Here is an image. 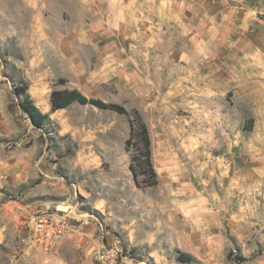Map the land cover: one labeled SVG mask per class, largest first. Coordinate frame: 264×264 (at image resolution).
Masks as SVG:
<instances>
[{
    "label": "rangeland",
    "instance_id": "374dc122",
    "mask_svg": "<svg viewBox=\"0 0 264 264\" xmlns=\"http://www.w3.org/2000/svg\"><path fill=\"white\" fill-rule=\"evenodd\" d=\"M218 1L223 36L214 15L196 31L205 38L180 33L146 48L77 32L61 0H0V113L10 129L0 144L35 160L32 188L51 204L22 214L20 241L45 253L62 244V264H264V0ZM55 90L129 114L79 103L53 112ZM27 95L49 115L40 128L20 107ZM133 111L149 129L153 186L136 125L126 148ZM44 215L70 224L49 250L31 241Z\"/></svg>",
    "mask_w": 264,
    "mask_h": 264
},
{
    "label": "crops",
    "instance_id": "0c3cea01",
    "mask_svg": "<svg viewBox=\"0 0 264 264\" xmlns=\"http://www.w3.org/2000/svg\"><path fill=\"white\" fill-rule=\"evenodd\" d=\"M75 4L61 0L67 13L73 15L77 32L93 31L97 38H118L136 40L132 45L145 44L146 48L159 45L158 38L172 40L181 38L189 42L192 38H205L197 34L207 17L215 15L216 22H222L218 0H73ZM216 3V7L211 3ZM69 4V5H68ZM219 4V5H218ZM63 13V12H61ZM62 18V19H61ZM60 23L67 20L58 17ZM70 23V20H69ZM216 23L215 37L223 36L225 30ZM71 24V23H70ZM166 32L169 33L165 34ZM181 33V34H180ZM180 34V35H179ZM134 43V44H133ZM180 46V45H178ZM188 43H186V47ZM173 55L183 52L172 51ZM10 133L8 116L0 113V135ZM35 160L20 153L17 148L7 149L0 144V264H62L65 257L60 250L49 253L36 251L29 242L18 239L22 214L41 209L46 212L50 199L46 189L32 188L36 174L31 169ZM27 186L23 191L21 187ZM24 201V202H23ZM58 250V249H57Z\"/></svg>",
    "mask_w": 264,
    "mask_h": 264
},
{
    "label": "trees",
    "instance_id": "16d2710c",
    "mask_svg": "<svg viewBox=\"0 0 264 264\" xmlns=\"http://www.w3.org/2000/svg\"><path fill=\"white\" fill-rule=\"evenodd\" d=\"M27 89L25 87H17L15 89V93L18 96H22L26 93ZM51 103H52V111L55 112L57 110L65 109L69 107L70 105L74 103L79 104H90L93 105L99 109H106V110H113L120 114H126L128 115V111L118 105L106 103L103 100L100 99H94V98H88L85 96L82 92L79 90H65V91H58L55 90L51 94ZM21 109L29 116L32 123L40 128L49 119L48 114H44L31 100L30 96H25L24 100L20 103ZM132 121L131 123V138L127 142L126 148L129 149V146L132 145L133 137L135 136V125L139 127V133L137 134L138 137H140V140L142 142L143 150H142V156H143V164L146 168L147 173L151 176V180L146 182L147 186H153L158 183V175L155 170V167L153 165L152 161V142L150 138V133L147 124L143 120L142 116L138 111L132 112ZM136 157H132V162L130 164V170L137 181L139 173L136 168Z\"/></svg>",
    "mask_w": 264,
    "mask_h": 264
},
{
    "label": "built area",
    "instance_id": "2783aa9c",
    "mask_svg": "<svg viewBox=\"0 0 264 264\" xmlns=\"http://www.w3.org/2000/svg\"><path fill=\"white\" fill-rule=\"evenodd\" d=\"M70 224L63 216L59 218H50L47 215L39 216L33 221L31 241L38 244L45 250L55 247L69 232Z\"/></svg>",
    "mask_w": 264,
    "mask_h": 264
}]
</instances>
